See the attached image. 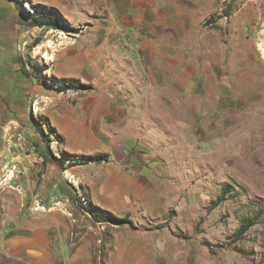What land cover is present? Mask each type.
<instances>
[{
  "label": "rangeland",
  "instance_id": "rangeland-1",
  "mask_svg": "<svg viewBox=\"0 0 264 264\" xmlns=\"http://www.w3.org/2000/svg\"><path fill=\"white\" fill-rule=\"evenodd\" d=\"M37 193L77 219L79 264H264V213L233 238L264 208V0H0V233Z\"/></svg>",
  "mask_w": 264,
  "mask_h": 264
},
{
  "label": "crops",
  "instance_id": "crops-1",
  "mask_svg": "<svg viewBox=\"0 0 264 264\" xmlns=\"http://www.w3.org/2000/svg\"><path fill=\"white\" fill-rule=\"evenodd\" d=\"M141 7V3L137 4ZM151 5H142V11H150ZM141 11V10H140ZM161 30L167 32L169 29L166 23L162 24ZM151 34L150 40L142 45V48L149 52L147 48L152 50L150 46L151 39L156 33V30L149 31ZM167 34L162 36V42L165 46L168 45ZM167 59L166 53L162 56L163 65ZM147 71L151 75V83L148 86L150 93L160 95L164 94L167 88V83L170 82V76L166 75L169 67L164 65L162 72L165 74L163 82L160 86L157 85L155 72L157 63L153 56L148 54ZM189 91L186 92L188 94ZM165 115L167 112L163 105L157 106ZM142 112L140 119H146L147 113L150 111L149 105L141 106ZM155 115L162 120H166V115ZM44 175V174H43ZM62 214H69L70 218H65ZM20 220L15 222V225H6L0 233V264H79L73 262L68 258L71 255L75 244L71 241L74 240L77 232L75 225L77 219L72 217L71 210H68L67 203L63 202L59 207H51L46 211H30L27 208L24 212L20 213ZM80 249H74V254H79Z\"/></svg>",
  "mask_w": 264,
  "mask_h": 264
},
{
  "label": "trees",
  "instance_id": "trees-1",
  "mask_svg": "<svg viewBox=\"0 0 264 264\" xmlns=\"http://www.w3.org/2000/svg\"><path fill=\"white\" fill-rule=\"evenodd\" d=\"M41 25L51 26L53 28H61V25L58 23V21L54 20L52 17H50L48 21L41 23ZM41 70L43 71L44 69L42 68ZM61 82L62 83L71 82L74 84L77 81L75 79H62ZM70 88H73V87H70ZM46 126L52 133L51 134L52 136H54L55 138L61 139L60 135L57 133V131L53 127L49 125V123H46ZM38 133L40 134L45 144L50 147L49 137H47L43 127H38ZM48 152L50 153V150H48ZM68 156H69L70 161L79 162V164L101 163L103 161H108L109 159V155L106 153H98V154H91V155L72 154ZM226 194H227V188H223L221 196L215 202V204H219L223 200H226L225 198ZM77 200L79 202V205L82 207V209L97 223H107V224L119 225V224H125L126 222H129L127 217H117L109 210L97 208L95 205H93L89 192H84L82 195V198L77 199ZM259 210L260 211H258L256 215L249 216L243 220L241 226L233 234L234 239L240 240L248 232L250 227L254 224V221L257 220V216L259 217L262 216V214L264 213V208H260Z\"/></svg>",
  "mask_w": 264,
  "mask_h": 264
},
{
  "label": "built area",
  "instance_id": "built-area-1",
  "mask_svg": "<svg viewBox=\"0 0 264 264\" xmlns=\"http://www.w3.org/2000/svg\"><path fill=\"white\" fill-rule=\"evenodd\" d=\"M82 198V197H81ZM63 203L59 194H40L37 193L32 196L30 206L28 207L30 211H46L51 207H59Z\"/></svg>",
  "mask_w": 264,
  "mask_h": 264
},
{
  "label": "bare ground",
  "instance_id": "bare-ground-1",
  "mask_svg": "<svg viewBox=\"0 0 264 264\" xmlns=\"http://www.w3.org/2000/svg\"><path fill=\"white\" fill-rule=\"evenodd\" d=\"M61 4V3H60ZM49 59H51V57L49 56ZM105 67V66H104Z\"/></svg>",
  "mask_w": 264,
  "mask_h": 264
}]
</instances>
